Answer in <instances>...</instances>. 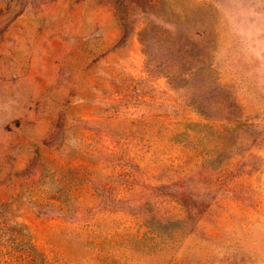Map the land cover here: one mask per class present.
<instances>
[{
    "label": "rangeland",
    "instance_id": "1",
    "mask_svg": "<svg viewBox=\"0 0 264 264\" xmlns=\"http://www.w3.org/2000/svg\"><path fill=\"white\" fill-rule=\"evenodd\" d=\"M0 264H264V0H0Z\"/></svg>",
    "mask_w": 264,
    "mask_h": 264
},
{
    "label": "trees",
    "instance_id": "2",
    "mask_svg": "<svg viewBox=\"0 0 264 264\" xmlns=\"http://www.w3.org/2000/svg\"><path fill=\"white\" fill-rule=\"evenodd\" d=\"M144 46H145V44H144Z\"/></svg>",
    "mask_w": 264,
    "mask_h": 264
}]
</instances>
